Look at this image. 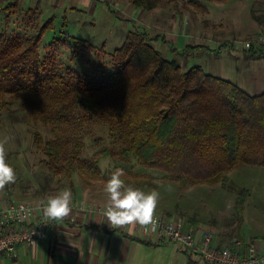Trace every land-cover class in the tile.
Listing matches in <instances>:
<instances>
[{
  "label": "rangeland",
  "instance_id": "374dc122",
  "mask_svg": "<svg viewBox=\"0 0 264 264\" xmlns=\"http://www.w3.org/2000/svg\"><path fill=\"white\" fill-rule=\"evenodd\" d=\"M8 1L0 0V7ZM12 1L16 9L6 19V11L0 10V28L32 31L47 22L39 51L50 69L75 83L87 80L86 75L90 80L110 74L115 69L111 53L134 28L146 31L153 37L151 45L183 70L199 66L233 82V67L239 65L233 54L241 52L233 39L243 38L237 36L235 20L246 17L251 8L256 14L264 8V0H254L253 5L251 0H175L151 10L135 8L128 0H90L89 6L85 0ZM28 8L34 13L25 15ZM242 78L250 83V94L264 92L261 75L247 72ZM8 100L7 95L0 100V140L8 138L7 162L17 179L0 191V203L43 202L69 188L101 208L107 203L104 182L115 168H122L126 185L159 192L156 213L185 227L209 229L220 245L239 247L244 241L264 246V166L238 164L222 178L183 181L176 174L143 165L133 155L123 158L107 124L81 109H71L68 123L52 125L37 109L29 113L18 101L7 104ZM54 136L83 142L70 177L46 163L42 141ZM238 197L244 199L241 223L235 217ZM144 248L139 264H206L193 251H177L173 243Z\"/></svg>",
  "mask_w": 264,
  "mask_h": 264
},
{
  "label": "trees",
  "instance_id": "16d2710c",
  "mask_svg": "<svg viewBox=\"0 0 264 264\" xmlns=\"http://www.w3.org/2000/svg\"><path fill=\"white\" fill-rule=\"evenodd\" d=\"M128 1L151 10L175 0ZM15 5L10 0L0 7L5 19ZM24 13L33 14L34 9ZM252 17L259 23L264 20L262 14L253 12ZM46 26L47 22L32 31L14 32L0 28V100L7 95V104L16 100L29 113L37 109L52 125L68 123L71 109H81L107 124L123 158L133 155L143 165L183 181L222 178L238 164L264 166V92L247 93L199 66L183 70L151 45L153 37L136 28L111 53L115 69L110 74L70 82L50 69L39 51ZM42 145L48 167L70 177L82 140L54 136ZM243 202L238 197L235 203L239 223Z\"/></svg>",
  "mask_w": 264,
  "mask_h": 264
},
{
  "label": "crops",
  "instance_id": "0c3cea01",
  "mask_svg": "<svg viewBox=\"0 0 264 264\" xmlns=\"http://www.w3.org/2000/svg\"><path fill=\"white\" fill-rule=\"evenodd\" d=\"M253 1L251 0V5ZM260 11L264 15V8ZM252 13L251 8L246 17L240 16L235 20L237 36H249V33L264 29V20L257 22ZM238 49L241 52L233 54L234 60L239 64L238 68L233 67V82L249 93L250 83L242 76L248 72L251 75H261L264 79V47L258 52ZM87 202L90 205L86 206ZM96 205L73 195L72 212L68 217L53 220V231L38 237L34 245H18L15 256L0 253V264H139L140 252L144 247L169 243L166 240L149 243L125 227H111L102 214L106 205L100 210H97ZM214 242L220 244L215 238ZM239 243L243 250L247 246H253L258 254L264 255V246L244 241L243 245L240 241ZM176 250L183 251L177 247Z\"/></svg>",
  "mask_w": 264,
  "mask_h": 264
},
{
  "label": "built area",
  "instance_id": "2783aa9c",
  "mask_svg": "<svg viewBox=\"0 0 264 264\" xmlns=\"http://www.w3.org/2000/svg\"><path fill=\"white\" fill-rule=\"evenodd\" d=\"M233 45L242 50L264 47V31L235 38ZM41 207L42 202L0 203V253L15 256L18 245H34L38 237L53 231V220L43 216ZM125 228L143 241L158 243L166 240L179 250L193 251L207 264H264V255L258 254L253 246H247L242 252L235 251L231 245L216 244L211 230L185 227L179 220L159 213H155V222L147 229L139 225Z\"/></svg>",
  "mask_w": 264,
  "mask_h": 264
},
{
  "label": "clouds",
  "instance_id": "9594fccd",
  "mask_svg": "<svg viewBox=\"0 0 264 264\" xmlns=\"http://www.w3.org/2000/svg\"><path fill=\"white\" fill-rule=\"evenodd\" d=\"M85 4L89 6L90 0H85ZM7 142L8 138L0 140V191L17 179L15 169L7 162ZM125 175L124 169L115 168L104 182L107 203L102 214L111 227L139 225L147 229L155 222L160 194L155 189L145 192L126 185L122 179ZM72 199V191L64 188L42 202L41 212L49 220H63L72 212Z\"/></svg>",
  "mask_w": 264,
  "mask_h": 264
}]
</instances>
